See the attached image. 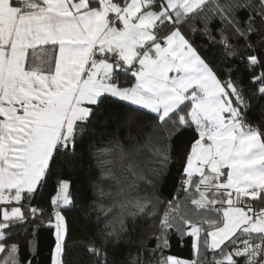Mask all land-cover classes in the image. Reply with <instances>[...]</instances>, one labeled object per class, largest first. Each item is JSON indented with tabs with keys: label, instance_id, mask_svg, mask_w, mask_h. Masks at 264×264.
Returning <instances> with one entry per match:
<instances>
[{
	"label": "snow or ice",
	"instance_id": "snow-or-ice-1",
	"mask_svg": "<svg viewBox=\"0 0 264 264\" xmlns=\"http://www.w3.org/2000/svg\"><path fill=\"white\" fill-rule=\"evenodd\" d=\"M0 264H264V0H0Z\"/></svg>",
	"mask_w": 264,
	"mask_h": 264
},
{
	"label": "trees",
	"instance_id": "trees-1",
	"mask_svg": "<svg viewBox=\"0 0 264 264\" xmlns=\"http://www.w3.org/2000/svg\"><path fill=\"white\" fill-rule=\"evenodd\" d=\"M254 120L255 117H252ZM175 177V169H173V178ZM173 180H169V188L172 186ZM168 189H165V193L167 194ZM40 245L42 248V251L46 254L47 253V245H48V232L47 231H41L40 233ZM172 254H178L181 256L186 255V251H181L179 247H176L174 245Z\"/></svg>",
	"mask_w": 264,
	"mask_h": 264
}]
</instances>
